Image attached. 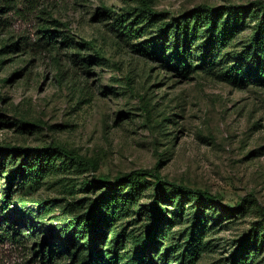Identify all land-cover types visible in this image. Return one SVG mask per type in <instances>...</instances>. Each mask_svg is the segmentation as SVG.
I'll return each mask as SVG.
<instances>
[{
    "label": "rangeland",
    "instance_id": "rangeland-1",
    "mask_svg": "<svg viewBox=\"0 0 264 264\" xmlns=\"http://www.w3.org/2000/svg\"><path fill=\"white\" fill-rule=\"evenodd\" d=\"M148 1L162 15L140 0H0V223L20 241L0 244V264H44L41 244L51 264H87L95 230L99 264H146L152 233L156 264H264V0ZM26 154L36 184L15 175ZM71 222L76 240L59 235Z\"/></svg>",
    "mask_w": 264,
    "mask_h": 264
},
{
    "label": "trees",
    "instance_id": "trees-1",
    "mask_svg": "<svg viewBox=\"0 0 264 264\" xmlns=\"http://www.w3.org/2000/svg\"><path fill=\"white\" fill-rule=\"evenodd\" d=\"M141 6L140 10L143 12H147L148 14L152 16H160L162 15L161 12L155 10L149 3L148 0H140ZM260 8L264 9V4L258 3L257 4ZM203 8V7H201ZM207 11H210L212 13V18H214V14L216 13L215 10L206 8ZM1 11V9H0ZM212 20L209 22V24L212 23ZM170 23L176 24L178 23V20L171 19ZM190 31V30H189ZM183 35H180L177 33L172 41V44L174 46L173 54L174 57L177 59L176 61V67L180 70L181 65H186V61L188 59V56L190 54V45L192 42V36L196 34L195 29L191 30V33L188 34V29L183 30ZM221 45L219 41L215 40L213 42L214 48H219ZM260 60L262 62L260 65L262 66V73L264 70V51H262ZM185 69H182V72H184ZM52 151H55L61 155L66 156L70 161L74 162L80 167L93 169V163L80 155L73 153V152H67L59 147H52ZM33 152V151H31ZM29 154V153H28ZM28 154L25 155L24 160L21 162L19 167L16 170L15 175H17V180L20 182V184L28 183V184H36L38 176L42 175V163L39 162L38 159L28 156ZM129 175L124 177H118L115 178V184H122L124 181L129 179ZM159 178V177H158ZM160 179V178H159ZM96 183L98 185H104L108 186L110 185V177L109 176H99L95 179ZM115 187V186H114ZM171 187L174 191L179 193H185V194H195L197 193L193 192L192 190L183 187L178 186L176 184H171ZM110 192H107L98 202L97 206L93 209V217H94V230L97 227V223L99 222L98 219L104 218L103 208L106 207V205L111 202L113 199L117 198L116 190L113 191V187L109 188ZM199 195H202L206 201L214 202L215 199L213 196L206 194V193H198ZM153 209L158 214L160 222L164 220V214L163 209L161 207V202L158 199L153 200ZM6 219L3 220V222L0 223V244H3L4 242L11 243L12 240L15 242H18L19 234L17 233H10L7 228L12 229L13 225H10V222H7L6 227ZM79 225L76 222H71L67 225L68 231L64 230L61 235L65 239H72L76 240L77 235L79 233L78 231ZM100 234L99 231H94L90 235V237L85 241V245L87 246L88 250L91 252V256L88 259L87 264H99L102 257H103V251L99 249V241H100ZM154 233L149 234L146 239L143 247L139 249L140 251V257H146V264H156V260L154 257V253L151 250V244L153 241ZM20 242V241H19ZM54 252L55 249L51 250V246L49 244H41L38 246L36 254L38 256V259L41 263L44 264H51V261L54 259Z\"/></svg>",
    "mask_w": 264,
    "mask_h": 264
}]
</instances>
